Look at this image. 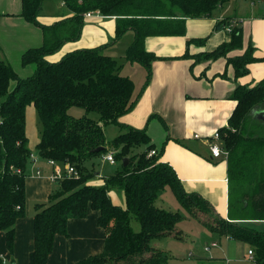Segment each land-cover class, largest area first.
<instances>
[{
  "label": "trees",
  "instance_id": "trees-1",
  "mask_svg": "<svg viewBox=\"0 0 264 264\" xmlns=\"http://www.w3.org/2000/svg\"><path fill=\"white\" fill-rule=\"evenodd\" d=\"M63 1L71 16L45 25L39 21L43 0H22L21 16L40 26L44 34L43 44L29 48L21 57L24 66L35 65L33 73L22 76L9 61L0 58V233H5L7 249L14 252L15 224L26 214V180L35 152L41 162L53 159L75 165L79 176L56 180L58 188L46 202L36 204L30 264H47L56 236L68 235L69 219L84 218L90 209L99 211L98 225L106 233L104 249L77 264H169L171 256L152 244L155 238L181 237L176 227L184 214L157 204L167 188L206 228L220 237L247 242L254 252V264H264V135L247 126L255 108L264 109V79L254 86L239 83L235 87L231 98L236 106L228 125L219 129L222 147L229 153L228 219L217 213L205 197L185 190L174 168L161 160L164 148L157 150L146 128L120 121L140 101L152 80L153 62L160 59L147 50L146 38L185 35L187 18L210 17L229 0ZM91 10L116 17L117 39L129 29L135 31L126 58L147 70L139 90L134 79L121 72L122 64L104 53V45L69 51L58 61L47 59L66 42L79 39L84 15ZM232 23L231 18H225L218 27ZM229 34V41L203 57H228L230 52L244 48L241 27L233 26ZM203 42L191 39L188 44ZM254 51L250 42L242 54L229 57L236 79L247 75L248 65L257 61ZM180 57L193 55L187 50ZM196 60L200 61L201 56L197 55ZM13 81L16 84L11 87ZM30 104L35 106L41 124L35 150L29 146L26 131ZM73 106L84 108L86 114L71 115ZM92 112L99 117L90 116ZM111 124L119 126L121 132L108 140L105 127ZM98 147L103 149L96 151ZM153 149L157 153L150 156ZM110 150L119 165L117 170L105 178L103 185L90 184L96 172L86 162ZM126 157L129 162L124 165ZM111 189L123 192L125 206L113 202ZM132 215L141 223L140 231L133 228Z\"/></svg>",
  "mask_w": 264,
  "mask_h": 264
},
{
  "label": "crops",
  "instance_id": "crops-1",
  "mask_svg": "<svg viewBox=\"0 0 264 264\" xmlns=\"http://www.w3.org/2000/svg\"><path fill=\"white\" fill-rule=\"evenodd\" d=\"M232 3L233 0H229L219 6L210 17L187 18L185 35L146 38L147 50L156 53L160 59L153 62L152 80L136 108L120 119L125 124L146 128L157 150L164 148L161 160L174 168L185 190L205 197L212 203L216 212L227 219L230 197L229 153L228 156L214 157L210 140L212 141L216 131L219 132L221 127L228 125L236 106V101L231 98L235 87L239 83H250L254 86L264 79V11L261 10L264 2L260 1L259 5L251 3V10L245 14L232 11ZM91 11H94L91 16H86V13L84 15L85 23L79 39L66 42L60 51L48 55L47 59L51 62L58 61L69 51L104 45V53L122 64V72L123 64L125 65L122 61L125 59L124 50L132 44L135 31L129 29L117 39L116 17H105L95 10ZM21 12L22 0H0V53L5 55V58H0L9 61L12 66L14 62L22 65V54L29 48L41 46L44 42L42 28L26 21ZM69 16L70 10L63 0L57 8H50L46 0H43L39 16L42 24L52 25ZM225 18H231L233 26L242 28L244 48L230 52L228 57L205 59V52L213 51L224 41L230 40L226 28L218 27L219 21ZM191 39H204V42L188 44ZM250 42L255 49L254 56L257 61L248 65L247 75L236 79L234 66L229 65V57L242 54ZM187 50L193 57H180ZM197 55L201 56L200 61L196 60ZM131 66L136 67L146 78L147 70L143 65L141 67L140 63L132 62ZM34 70L35 65L30 64L23 65L22 71L18 72L27 76L23 74L30 75ZM139 88L136 86V91ZM252 114L257 113L253 111ZM155 119L164 129L157 127ZM39 141L40 139L35 148ZM218 142L222 147V140ZM106 161L117 165V162L113 164ZM36 164H39L38 168L43 174H36L35 170H32L33 163L30 165L26 180V214L16 221L13 253L7 249L5 233H0V264H30V254L34 248L36 204L46 202L55 190V181L50 177L53 167L41 161ZM95 178L104 184L106 176L97 171ZM89 183L95 185L93 181ZM110 195L115 204L125 206L123 192L111 191ZM32 199L40 200L36 202L34 212L30 210ZM162 203L167 205L163 199ZM98 217L99 211L90 209L84 218H70L68 235L56 236L47 264H77L84 258L101 253L106 233L98 225ZM238 222L249 223L253 220ZM203 229L201 235L212 237L211 242L204 247L205 253H209L208 257L195 255L191 251L185 259H181L180 264H250L249 250L252 248L247 251L248 258L241 256L236 241L238 239H222L206 227ZM177 230L181 236L177 239L184 240V227ZM213 242H217V245L212 246ZM174 258L175 256H172L171 261Z\"/></svg>",
  "mask_w": 264,
  "mask_h": 264
},
{
  "label": "rangeland",
  "instance_id": "rangeland-1",
  "mask_svg": "<svg viewBox=\"0 0 264 264\" xmlns=\"http://www.w3.org/2000/svg\"><path fill=\"white\" fill-rule=\"evenodd\" d=\"M60 1L61 0H46V2L48 3L50 8L51 7L57 8ZM260 1L262 3L264 2V0H233L232 11L236 10V13H238V14L249 13V11L251 10V5H252L251 3H256L259 5ZM261 10L264 11V4L261 5ZM127 49L124 50L125 59H122V61L125 63V65L123 64L122 72L125 75L128 74L131 77H133L135 84L137 86V89H138L140 87L141 83L144 81L145 77L142 76V74L139 72V70L136 67L131 66V63H132L131 61L127 60V58H126ZM0 57L5 58V55L0 53ZM221 57H218L215 59L213 58L212 60H216V59H219ZM15 63L16 62L13 63V67L16 69V71L21 72L23 69V64L18 65ZM229 65L233 66L232 63H229ZM141 67H142V65H141ZM23 75H28V74H23ZM15 84H16V82L13 81L11 83V87H13ZM27 108H28V110H27L26 131H28L29 146L31 147L32 150H35V145L41 137V124L39 122V118H38L37 110H36L35 106L33 104H30V105H28ZM134 109L132 111H134ZM255 111L257 114L256 115L252 114V120L249 119L247 126L249 127L250 131H254V133H256V134L264 135V117L261 116V112H263V114H264V109H263V107H261V109L259 107H256ZM69 113L75 117H78V116H82V115L86 114V111L84 108H82L80 106H73L72 108H70ZM90 116L95 117V118L99 117V115L95 112L90 113ZM154 122H156L155 124H157V127L163 128V125L157 119H155ZM120 132H121V128L117 125L111 124V125H108L105 127V133H106V137L108 140L112 139L113 137L118 135ZM263 161H264V159H263ZM46 162L47 161H45V163ZM87 165L89 166V168L91 170H94L95 172L98 171V172L104 174L106 177L114 174L115 171L117 170L118 166H119L118 164L115 166L110 164L109 162L104 160L103 156H96V157L91 158L88 162H86V166ZM38 166H39V164H36V163H33V165H32V168H33L32 170H35L36 174H37V170L39 169ZM263 170H264V165H263ZM41 174H43L42 170H41ZM233 180H235V179L233 178ZM53 181H55V180H53ZM92 181L96 186L103 185V182H101L100 179H96L95 176L89 182H92ZM57 188H58V184L55 181L54 189H57ZM111 191L120 192L117 189H111ZM161 198L167 203V205L162 203ZM30 201H31L30 202V210L32 212H34L35 204H36V202H38L40 200L37 201V200L32 199ZM157 204L160 207H164L166 209L179 210V211H181L182 214H184V217L177 223V227H176V228L184 227L185 231L182 230V232H184V235H183L184 240H179L173 236H169V237L155 238L152 241L153 246L165 251L168 255L171 256V259H172V256H175L173 261H171V259H170L171 262L169 264H180L179 262L182 261L181 259L182 258L185 259L188 256V253L191 251L193 253H195V255L207 256L209 253H207V254L205 253L204 247L208 243L211 242L212 237H209L208 235H201V233L204 230L203 228L206 226L198 218L193 216L191 214V212H189L186 208H184L180 204V202L175 197L174 193H172L171 189L167 188L165 190V192L158 199ZM131 223H132L133 228L136 231L141 230V223L139 222L138 219H136L134 217V215L131 216ZM247 224H249V223H247ZM221 238L226 239V237H221ZM236 241L239 244V246H238L239 254L241 256H245L248 258L249 255L247 254V251L251 247L245 241H241V240H236ZM220 246H221V244H220ZM250 264H254V260H252V258H251Z\"/></svg>",
  "mask_w": 264,
  "mask_h": 264
},
{
  "label": "built area",
  "instance_id": "built-area-1",
  "mask_svg": "<svg viewBox=\"0 0 264 264\" xmlns=\"http://www.w3.org/2000/svg\"><path fill=\"white\" fill-rule=\"evenodd\" d=\"M95 11H96V13L101 14V12L99 10H95ZM93 12L94 11L86 12V16H91ZM232 27H233V25L231 24V25L226 27V30L228 32H230L232 30ZM219 140H220V134L218 131H216L212 136V141L210 140V149L212 151L213 156L214 157H221L222 155L228 156V152L225 151L221 147V145L218 142ZM156 153H157V150L153 149L150 151L149 155L151 156V155H154ZM31 158L33 159V163H39L41 161L35 152H33L31 154ZM103 158L105 160L110 161L113 164L116 163L114 152L112 150H110L108 153H106ZM47 163H49L53 167L52 173L50 174V177L52 178V180H55V181L56 180H63L65 178H70L73 176H75V177L79 176V172H78L76 166L69 163V162H65L64 164H60L53 159H49V160H47ZM37 174L38 175L41 174L40 169L37 170ZM211 245L216 246L217 242H213ZM249 255L251 256L252 259L254 258L253 257V255H254L253 249L249 250Z\"/></svg>",
  "mask_w": 264,
  "mask_h": 264
},
{
  "label": "water",
  "instance_id": "water-1",
  "mask_svg": "<svg viewBox=\"0 0 264 264\" xmlns=\"http://www.w3.org/2000/svg\"><path fill=\"white\" fill-rule=\"evenodd\" d=\"M261 116L262 117H264V114H263V112H261ZM103 149V147H98L97 149H96V151H101ZM124 165H127L128 164V162H129V158L128 157H126V158H124Z\"/></svg>",
  "mask_w": 264,
  "mask_h": 264
}]
</instances>
